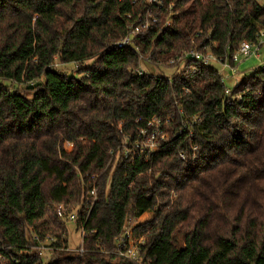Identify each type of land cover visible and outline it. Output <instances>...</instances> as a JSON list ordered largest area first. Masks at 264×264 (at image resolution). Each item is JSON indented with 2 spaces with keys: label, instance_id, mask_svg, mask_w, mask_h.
I'll return each instance as SVG.
<instances>
[{
  "label": "trees",
  "instance_id": "obj_1",
  "mask_svg": "<svg viewBox=\"0 0 264 264\" xmlns=\"http://www.w3.org/2000/svg\"><path fill=\"white\" fill-rule=\"evenodd\" d=\"M144 21L133 46L175 69L167 60L200 41L221 58L256 43L264 6L0 0V264H135L115 239L144 213L132 232L145 264H264V62L230 103L213 65L139 75L133 46L116 43ZM152 117L168 119L165 139L124 156ZM86 175L97 178L94 201ZM68 206H79L82 252L57 215Z\"/></svg>",
  "mask_w": 264,
  "mask_h": 264
},
{
  "label": "built area",
  "instance_id": "obj_2",
  "mask_svg": "<svg viewBox=\"0 0 264 264\" xmlns=\"http://www.w3.org/2000/svg\"><path fill=\"white\" fill-rule=\"evenodd\" d=\"M256 2L262 3L264 6V0H255ZM148 3L161 7L163 4V0H147ZM156 20L152 19V23ZM169 24L168 21L165 22L167 26ZM149 28V22L144 21L139 26L134 27L129 31L127 35H125L122 39H120L116 45L117 47L122 46H133L132 38L137 35L140 30H146ZM263 31V30H262ZM260 31L258 33V40L256 43H250L243 41L238 47L233 51L232 55L229 58H221L215 56L210 50L209 47L203 45L200 41V47L193 46L189 50H182L177 53L175 56L170 57L167 60V65H171L175 68V74H185L188 71L194 73L196 71V64L201 65H212L213 62L220 64L221 68L218 70L220 75V83L223 87L224 97L227 99V103H230L232 100H238L240 97L238 95H233L232 87H226L223 84V79L227 76H232L235 73L236 65L239 62L240 58H248L251 56H257L258 46L260 45L259 38L264 35V32ZM133 50L137 52L140 64L136 70L139 75L147 74L148 69L145 66L150 65L151 67H155L149 60L140 55L138 52L137 46H133ZM223 70V71H222ZM228 71L229 74H222L224 71ZM224 76V77H223ZM198 120V119H197ZM195 121V120H194ZM193 121V122H194ZM168 119H159L156 117H152L147 120L146 125L139 130L136 140L133 142L129 148H123V155H127L128 153L137 151L139 154H144L148 156L151 154L155 148L159 145L161 141L165 139L164 135V127L167 125ZM124 143V140H123ZM195 149V148H194ZM111 153V152H110ZM120 152H116L114 154L115 158L119 156ZM135 153V152H134ZM179 157L181 159L184 156L180 153ZM97 178L94 175H86V179L83 180V187L87 190V193L90 197L93 198V201L96 200V190H97ZM57 215L59 218L63 219L62 212L60 208L57 210ZM68 220H76V213H70L67 217ZM130 222V221H129ZM128 222V223H129ZM126 224L123 228L122 233L116 237L115 239V248L116 253L119 257H122L128 261H131L135 264H145L141 260V240L135 239L132 229L133 226L130 224ZM81 233L82 229L79 228ZM51 238H47L45 244H41L39 249L46 248V250L52 251L53 246H51ZM82 241V235H81ZM74 251L82 252V248L78 247V249H74Z\"/></svg>",
  "mask_w": 264,
  "mask_h": 264
},
{
  "label": "rangeland",
  "instance_id": "obj_3",
  "mask_svg": "<svg viewBox=\"0 0 264 264\" xmlns=\"http://www.w3.org/2000/svg\"><path fill=\"white\" fill-rule=\"evenodd\" d=\"M264 32V30L262 31ZM260 45L258 46L257 50V56H251L248 58H240L239 62L236 65V70L235 73L232 76H227L223 79V84L226 87H233L235 86L239 80L244 76V75H249L255 68L259 67L262 65L264 62V35H262L259 38ZM212 65L220 70L221 66L220 64L213 62ZM68 69L73 68L72 65L67 66ZM148 69V72L153 74V75H159V76H164V77H169L172 74H174L175 69L172 68H154L151 67L150 65L145 66ZM223 71V70H222ZM222 74H229L228 71L222 72ZM224 77V76H223ZM0 82L3 84H8V81L0 79ZM79 206H68V214L67 216L63 217L62 222L64 223L65 229H66V238H67V246L70 250H74L79 247L81 243V231L76 225V220H68L67 217L70 213H76L78 210ZM148 213L142 214L139 218L137 219H130V224L131 226H134L136 223L143 221L144 219L149 218ZM135 239L143 241L142 236L134 235ZM42 255H44L45 260L49 257L47 254H49V250H46V248L41 249Z\"/></svg>",
  "mask_w": 264,
  "mask_h": 264
}]
</instances>
